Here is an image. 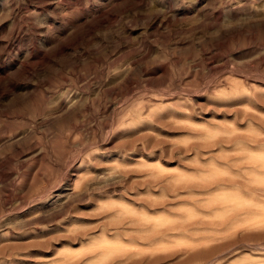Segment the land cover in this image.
I'll return each mask as SVG.
<instances>
[{"label": "rangeland", "instance_id": "obj_1", "mask_svg": "<svg viewBox=\"0 0 264 264\" xmlns=\"http://www.w3.org/2000/svg\"><path fill=\"white\" fill-rule=\"evenodd\" d=\"M0 264H264V0H0Z\"/></svg>", "mask_w": 264, "mask_h": 264}]
</instances>
